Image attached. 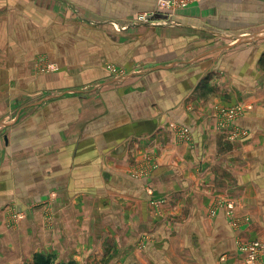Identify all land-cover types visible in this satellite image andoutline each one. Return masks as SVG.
I'll return each mask as SVG.
<instances>
[{
	"label": "crops",
	"instance_id": "crops-1",
	"mask_svg": "<svg viewBox=\"0 0 264 264\" xmlns=\"http://www.w3.org/2000/svg\"><path fill=\"white\" fill-rule=\"evenodd\" d=\"M158 1L0 0V264H243L264 241V0L138 23Z\"/></svg>",
	"mask_w": 264,
	"mask_h": 264
},
{
	"label": "built area",
	"instance_id": "built-area-1",
	"mask_svg": "<svg viewBox=\"0 0 264 264\" xmlns=\"http://www.w3.org/2000/svg\"><path fill=\"white\" fill-rule=\"evenodd\" d=\"M196 0H161L158 3V10L153 11L152 13L148 15H144L139 18V20H143L145 22L149 21L150 18L155 17L158 13L159 14H165L167 16V20L171 17V11L175 9L180 8H186L189 6V4L195 2ZM159 11V12H158ZM49 69L51 72L56 71V67L50 66ZM247 110H250V107L246 106H236L231 108H224L221 109L218 113L217 119H218V129L219 130H225L228 127H231V125L234 126V123L237 119L241 118ZM189 131H184L183 135L185 136V140H188L189 137ZM245 134L238 129H234L231 139L232 140H240ZM135 178H138L137 175H135ZM166 203V199H163L161 201L155 202L156 205H161ZM219 209H225L226 210V216L229 219V223L231 225L238 226L239 223H245L246 218L242 219L234 215V209L235 205L232 202H219L215 208L212 211V215H215L217 210ZM12 220L14 223L24 220L25 215L23 213H17L15 211L12 212ZM237 249L240 253H243L246 258L243 264H258L262 260H264V241L263 240H255L248 243H241L239 242L237 244Z\"/></svg>",
	"mask_w": 264,
	"mask_h": 264
},
{
	"label": "rangeland",
	"instance_id": "rangeland-1",
	"mask_svg": "<svg viewBox=\"0 0 264 264\" xmlns=\"http://www.w3.org/2000/svg\"><path fill=\"white\" fill-rule=\"evenodd\" d=\"M161 0H159L158 1V3L160 2ZM165 1V0H164ZM199 1L200 0H196L195 2H193V3H191V4H189V6H192V5H194L195 3H199ZM188 6V7H189ZM157 7H158V4H157ZM188 7H186V8H180V9H175V10H172L171 11V17L169 18V20L168 21H165V20H163L164 22H162L163 24H165V25H173V24H176V21H172L173 19H174V17L176 16V13H178L180 10H182V9H187ZM148 14H150V13H148ZM138 23H145V21H143V20H139L138 19V21H137ZM174 22V23H173ZM116 29H120V27H118L115 23H111ZM159 24V23H158ZM253 35H255V34H248V33H244L243 34V37L244 36H247V37H252ZM240 37H242V36H240ZM253 38V37H252ZM233 40V39H232ZM234 40H235V38H234ZM50 66H53V65H49L48 67H45L43 70H41L40 69V71L43 73V74H47V73H51V70L49 69V67ZM54 72V71H53ZM105 72L107 73V76L109 77V78H123V77H125V75H127L128 74V72H127V70L126 69H124V68H117V67H115L114 65H112V64H106V68H105ZM88 89V88H87ZM86 91V90H85ZM188 129H181L180 131H179V136L184 140L185 139V136L183 135V132L184 131H187ZM189 134V133H188ZM147 164V165H144V164ZM143 165L144 166H142V168L141 169H137L135 172H134V176L135 175H137L138 177H140V178H147V177H149L150 176V174H151V171L152 170H154L156 167H157V165L155 166L154 164H149L148 162H145Z\"/></svg>",
	"mask_w": 264,
	"mask_h": 264
},
{
	"label": "trees",
	"instance_id": "trees-1",
	"mask_svg": "<svg viewBox=\"0 0 264 264\" xmlns=\"http://www.w3.org/2000/svg\"><path fill=\"white\" fill-rule=\"evenodd\" d=\"M28 264H58L50 257H45L43 255L37 254L34 256L33 261ZM69 264H77V263H69Z\"/></svg>",
	"mask_w": 264,
	"mask_h": 264
},
{
	"label": "water",
	"instance_id": "water-1",
	"mask_svg": "<svg viewBox=\"0 0 264 264\" xmlns=\"http://www.w3.org/2000/svg\"><path fill=\"white\" fill-rule=\"evenodd\" d=\"M160 19H164V20H167V16H164V15H162L161 17H159ZM231 39V38H230ZM235 40L238 42V43H248V42H250V41H252L253 40V38L252 37H246V36H244V37H235Z\"/></svg>",
	"mask_w": 264,
	"mask_h": 264
}]
</instances>
